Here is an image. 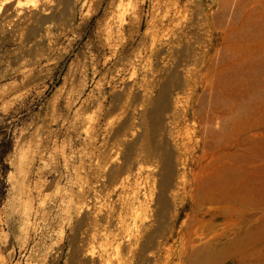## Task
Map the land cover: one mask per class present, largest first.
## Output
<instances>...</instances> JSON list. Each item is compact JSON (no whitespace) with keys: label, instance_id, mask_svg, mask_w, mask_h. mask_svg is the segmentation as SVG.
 Segmentation results:
<instances>
[{"label":"rangeland","instance_id":"1","mask_svg":"<svg viewBox=\"0 0 264 264\" xmlns=\"http://www.w3.org/2000/svg\"><path fill=\"white\" fill-rule=\"evenodd\" d=\"M4 1L0 264H264V0Z\"/></svg>","mask_w":264,"mask_h":264},{"label":"bare ground","instance_id":"2","mask_svg":"<svg viewBox=\"0 0 264 264\" xmlns=\"http://www.w3.org/2000/svg\"><path fill=\"white\" fill-rule=\"evenodd\" d=\"M33 1H35L37 3L36 0H33ZM10 2H11V0H6V1H4V4L7 5ZM155 110H157V109H155ZM156 127H158V126H156V123H151L150 128L149 129L146 128V129L148 131H152V130L156 129ZM156 133H158V132H156ZM134 154L137 156L139 154V155H141V157H144V158L149 157L151 159H156V160L162 162V165L165 168H167L169 171V175H168L169 182L168 183H169V186H171V190L177 186V180L174 177V169H175V164L177 161H176V157H175V153H174V148L171 147L169 142L160 141V140L158 141L155 138H149L148 136H146L144 139L141 140L140 148ZM179 165H181V163H178V166ZM140 169H141V167H140ZM163 203L166 206L169 205V199L165 198L163 200ZM107 216H108V223L114 229L112 231L111 237L113 238V241H116L118 238H121L120 236L122 235V232L125 229V226L127 224V219L122 214L117 215V211L115 209V206L110 210V212L108 213ZM163 233L164 232L162 230H159V229H157L156 232H154V233H149V231L147 233H143L142 235L139 236L138 239L130 240L129 246L126 247L125 250L129 249L130 251H135V247H138V250H140V251L151 250L152 249V241L154 239H157V237H159L158 234L162 235ZM118 251L116 250V252H118ZM167 264H173V260L168 259ZM193 264H200V263L197 260V261H194Z\"/></svg>","mask_w":264,"mask_h":264}]
</instances>
